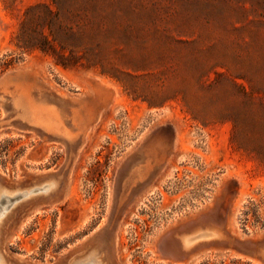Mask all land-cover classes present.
<instances>
[{
  "label": "rangeland",
  "instance_id": "rangeland-1",
  "mask_svg": "<svg viewBox=\"0 0 264 264\" xmlns=\"http://www.w3.org/2000/svg\"><path fill=\"white\" fill-rule=\"evenodd\" d=\"M0 186L6 264H264V0H0Z\"/></svg>",
  "mask_w": 264,
  "mask_h": 264
},
{
  "label": "bare ground",
  "instance_id": "bare-ground-1",
  "mask_svg": "<svg viewBox=\"0 0 264 264\" xmlns=\"http://www.w3.org/2000/svg\"><path fill=\"white\" fill-rule=\"evenodd\" d=\"M44 187H47L48 188L47 190L51 189L49 187L53 188L52 184H49V185H44L43 187H41L39 189H42ZM22 194L28 195L29 193L25 192ZM9 196H11V194H9L8 191H5V189L2 186H0V225H2L4 223V221L7 219L8 215L10 213V212H8V210L10 209V207L12 205V202L10 199L12 197H9ZM220 237H221L220 232L213 227L206 228V229L195 227V228H192L191 230L187 231L186 233L182 234V236L180 237V241H179L180 242L179 247L181 249H184V250H189L194 245L198 244L199 242H212V240L218 239ZM259 254H260V256L257 258H259L261 261L264 262V247L259 251ZM91 256H94V255L92 254V255L88 256L89 263H85V264H96L95 262L91 261ZM253 261H254V259H253ZM257 262H259V261L257 260ZM259 263H261V262H259ZM0 264H6V262L2 259L1 256H0ZM75 264H83V263L77 262Z\"/></svg>",
  "mask_w": 264,
  "mask_h": 264
}]
</instances>
